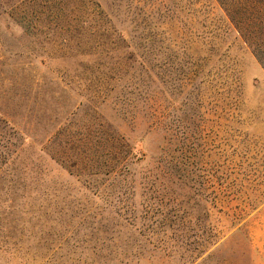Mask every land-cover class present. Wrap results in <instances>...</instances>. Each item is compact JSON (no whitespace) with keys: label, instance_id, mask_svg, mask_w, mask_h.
<instances>
[{"label":"rangeland","instance_id":"rangeland-1","mask_svg":"<svg viewBox=\"0 0 264 264\" xmlns=\"http://www.w3.org/2000/svg\"><path fill=\"white\" fill-rule=\"evenodd\" d=\"M175 1L188 8L183 23L163 29L165 51L180 49L177 36L186 48L193 32L185 52L202 67L200 93L192 105L183 99L196 58L168 56L159 92L164 130L148 131L120 113L122 89L90 30L92 9L115 0H0V118L22 144L13 153L16 182L0 173V264H264V66L217 1ZM213 39L230 47L227 56H210ZM175 98L185 104L177 111ZM117 129L146 153L134 157L135 175L125 181L107 173L120 148ZM170 133L178 171L168 179L150 173ZM5 143L0 132V151ZM207 170L229 187L219 196L232 199L224 212L212 209L221 239L209 246ZM246 202L254 207L242 210ZM116 209L136 210L147 234L138 238ZM233 213L243 215L234 227ZM161 222L173 230L163 232Z\"/></svg>","mask_w":264,"mask_h":264},{"label":"trees","instance_id":"trees-1","mask_svg":"<svg viewBox=\"0 0 264 264\" xmlns=\"http://www.w3.org/2000/svg\"><path fill=\"white\" fill-rule=\"evenodd\" d=\"M136 1V4H135ZM172 0H115L112 4H107L105 8L99 4L98 8H93V15L89 20L90 30L98 35L101 39V45L103 48V53L105 58H109L107 62L106 71L110 74H114L112 78L117 77V82L122 91L120 94L115 95L120 97L118 103V108H120V113L128 114V118L134 125L144 124L147 125L148 131H154L158 129L164 130V118L161 102L159 100V92L162 88L163 74L166 71V59L170 56L173 62L176 63L179 59L180 54H186V58L190 60L195 57L193 62L190 64L198 63V68L192 73L185 72V86L186 91L184 93L185 97L183 99H189V104H194V100L200 90V78L199 71H202V67L198 61L197 55H192L193 53H186L187 48L193 46L191 43L193 40V32L189 35L187 39L186 48L180 47L182 44V39L177 36L173 39L174 43L184 51L180 49L174 50L172 55L168 54L166 50V37L162 35L163 29L169 24L175 23L179 26V23H183L182 19V6L180 2L175 1V4L171 2ZM198 0L189 1L190 5L196 4ZM218 2L221 10L225 13L226 20L233 28L235 32V37L241 39L246 43L252 50L256 58L264 66V0H215ZM122 8L125 9L123 12ZM121 15L125 16V19ZM122 18V19H121ZM129 24H124L126 22ZM135 23V25H134ZM123 26H122V25ZM121 25V27H120ZM116 28V29H114ZM222 26H218L215 30V38L219 37V30ZM165 30V29H164ZM112 31V32H111ZM113 32L116 35V39L110 40ZM200 38V41L203 37ZM186 40V39H184ZM223 42L213 39V51L209 52L210 56H215L216 59L222 58V56H227L230 47L223 48ZM181 55V56H182ZM180 58L179 61H182ZM187 60V61H188ZM175 70H180L181 68L176 67ZM184 72V71H183ZM110 74L105 75V80L111 79ZM234 83L239 82V76L233 74ZM122 85L119 81H123ZM239 87V86H238ZM237 87V88H238ZM116 86L114 85L111 90H114ZM108 89V88H107ZM107 89L103 90L107 92ZM183 91L184 88H181ZM236 88H234L235 90ZM196 90H199L196 92ZM240 90H237L239 92ZM196 92V93H195ZM175 98L174 108L180 110L185 104L181 100ZM3 122L4 124H2ZM112 133L113 142L119 143L120 148L116 147V153L111 158V163L109 165L110 178L116 179L120 178L125 181L128 177H133L135 174L131 170L134 163V157L137 154L144 156L142 149L136 146L135 140L129 142L124 134H120L119 130H115ZM173 131V130H172ZM0 132L3 134V138L6 139V143L2 145L0 151V173L1 177L7 179L6 182L12 183L16 182L14 180V165L15 159L13 158V153L18 151L21 143H18L19 136L17 131H15L14 126H10L9 122L0 118ZM174 132V131H173ZM174 134H168L167 144L165 145L162 155L160 154L156 157L155 162H157V171H151L150 174L156 176L159 172L171 179L177 170V160L175 156L176 149L174 148ZM17 141H14V138ZM141 145L143 140L139 139ZM143 146V145H142ZM142 158V157H140ZM11 167V169H10ZM13 170V171H12ZM7 172V173H5ZM207 170L206 177V214L207 222L205 224V229L208 235L203 240V245L209 246L215 244L220 240V231L218 226L214 223V213L213 208H218V211L224 212V204L229 203L232 199L226 200L219 196L228 190V186H224L221 182L214 180L213 173L210 174ZM220 176L216 175L215 178ZM1 178V179H2ZM108 195H100L99 198L102 201H106L107 206H114L109 203L107 199ZM252 204L249 202L244 203L241 209L247 210ZM226 208V207H225ZM231 208V207H230ZM115 213L122 218L126 224H130L135 231H138L140 238L145 236L147 233L142 234V228L138 227L135 222L143 218L136 210H118ZM150 217L149 219L153 218ZM148 218V216H146ZM145 218V216H144ZM171 218L169 214H165L163 219L168 220ZM232 227L236 226V222H240L243 219V215L236 216L233 213L232 217ZM164 222L160 223L163 232L167 233L168 230H173L170 227L164 226ZM231 227V228H232ZM153 229H147L151 231Z\"/></svg>","mask_w":264,"mask_h":264}]
</instances>
